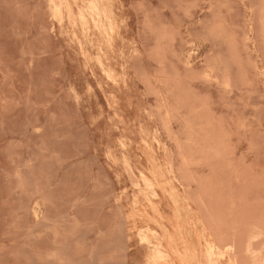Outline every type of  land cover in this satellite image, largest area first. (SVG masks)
<instances>
[{
    "label": "rangeland",
    "instance_id": "1",
    "mask_svg": "<svg viewBox=\"0 0 264 264\" xmlns=\"http://www.w3.org/2000/svg\"><path fill=\"white\" fill-rule=\"evenodd\" d=\"M0 264H264V0H0Z\"/></svg>",
    "mask_w": 264,
    "mask_h": 264
},
{
    "label": "bare ground",
    "instance_id": "2",
    "mask_svg": "<svg viewBox=\"0 0 264 264\" xmlns=\"http://www.w3.org/2000/svg\"><path fill=\"white\" fill-rule=\"evenodd\" d=\"M52 4H53V3H52ZM55 11H58V10H55ZM55 11H54V12H55ZM57 14L60 15L61 13H57ZM93 15L96 16V17H99V16H100L99 8H98L97 11H95V12L93 13ZM104 15H105V14H104ZM111 15H112V14H111ZM54 17H55V16H54ZM82 17H83V15H82ZM90 17H91V16H90ZM92 17H93V16H92ZM105 17H106V16H105ZM55 18H58V17H55ZM83 18H84V17H83ZM109 18H110V17H109ZM94 19H95V18H94ZM100 19H101V18H100ZM83 20H84V19H83ZM91 20H93V19H91ZM107 20H109V19H107ZM94 21H95V20H94ZM94 21H93V22H94ZM97 22H98V21H97ZM97 22H96V23H97ZM61 23H62V22H61ZM97 25H98V24H96V26H97ZM104 27H105V26H104ZM109 27H110V26H109ZM97 29H98V28H97ZM100 29H101V28H100ZM103 29H104V28H103ZM109 29H110V28H109ZM101 30H102V29H101ZM110 31H111V30H110ZM106 74H107V72H106ZM109 80H110V79H109ZM157 144H158V143H157ZM123 147H124V146H123ZM126 164H127V163H126ZM126 166H127V165H126ZM128 167H129V166H128ZM129 168H130V167H129ZM140 175H141V174H140ZM142 175H143V174H142ZM141 178H142V177H141ZM144 178L147 180L146 177H144ZM145 179H144V180H145ZM142 181H143V180H142ZM148 181H149V180H148ZM143 182H144V181H143ZM146 182H147V181H145V183H146ZM145 183H144V184H145ZM150 183H151V182H150ZM146 184H147V183H146ZM138 185H139V184H138ZM138 185H136V186H138ZM147 186H148V185H147ZM147 186H146V187H147ZM138 187H139V186H138ZM148 187H149V186H148ZM148 187H147V188H148ZM152 187L154 188L153 183H152ZM148 189H149V188H148ZM151 191H152V190H151ZM154 193H156V192L154 191ZM154 195L157 196L156 194H154ZM157 197H158V196H157ZM157 197H156V198H157ZM147 233H148V232H147ZM153 233L156 234V232H154V231H153ZM152 235H153V234H152ZM154 236H155V235H154ZM145 239H146V238H144L143 240H145ZM146 240H148V239H146ZM145 242H147V241H145ZM148 242H149V241H148ZM160 245H163V244H162L161 242L157 243V247L160 246ZM157 247H156V248H157ZM157 254H159V256L161 255L160 253H157ZM159 256H158V257H159ZM161 256H162L164 259H168L166 256H163V255H161ZM159 259H160V258H159ZM164 259H163V260H164ZM168 260H169V259H168ZM155 263H156V262H155ZM212 263H214V262H212Z\"/></svg>",
    "mask_w": 264,
    "mask_h": 264
}]
</instances>
